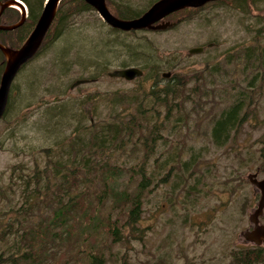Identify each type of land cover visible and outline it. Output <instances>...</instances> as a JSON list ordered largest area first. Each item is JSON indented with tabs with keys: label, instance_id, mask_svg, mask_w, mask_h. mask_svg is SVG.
I'll return each mask as SVG.
<instances>
[{
	"label": "trees",
	"instance_id": "16d2710c",
	"mask_svg": "<svg viewBox=\"0 0 264 264\" xmlns=\"http://www.w3.org/2000/svg\"><path fill=\"white\" fill-rule=\"evenodd\" d=\"M23 1L29 17L18 29L14 47L0 40L4 46L18 49L25 43L46 0ZM123 8L113 14L124 20L139 18L146 11ZM92 12L95 9L83 0H63L38 55L56 41H70L72 22ZM254 12L258 14L253 16L258 26L254 44L237 46L226 57L227 64L244 63V85L222 96L220 102L228 100L229 105L219 114H210L211 142L218 148L226 147L250 118L256 119L257 108L264 104V0L254 2V9L243 14ZM103 26L108 31L100 32L105 40L97 47L88 49L79 40L66 42L59 50L60 66L65 63L63 68L70 69L65 60L78 50L75 66L90 74L80 79L107 75L119 60V68L135 66L144 75L136 79L131 93L96 92L75 100L57 97L42 105L32 130L41 134L44 145L20 150L32 159L13 165L8 180L0 179V264H108L111 255L118 258L113 253L116 247L130 251L132 243L146 239L143 224L153 193L175 180L171 192L175 194L187 184L189 172L192 177L198 169L194 147L189 148L186 139L175 142L172 137L191 126L193 113L200 114L213 103L205 77L178 72L164 78L165 70H180V60L165 66L150 40L127 42L135 31ZM11 34L1 32L0 38ZM0 56L5 61L1 51ZM1 67L3 72L5 62ZM36 80L27 82L26 92L13 83L1 120L8 128L2 145L15 143L19 131L31 127L24 117L13 121L19 118L18 109L30 106L28 93L38 89ZM187 155L191 159L184 161ZM192 192L198 193L195 188ZM129 263L124 255L122 264ZM167 263L164 259L158 264ZM228 264H264V248L234 249Z\"/></svg>",
	"mask_w": 264,
	"mask_h": 264
},
{
	"label": "rangeland",
	"instance_id": "374dc122",
	"mask_svg": "<svg viewBox=\"0 0 264 264\" xmlns=\"http://www.w3.org/2000/svg\"><path fill=\"white\" fill-rule=\"evenodd\" d=\"M110 1L117 11H121L124 6L146 10L148 4L156 0ZM113 7L111 9L114 12L116 9ZM256 15L258 14L255 12L246 16L243 12L221 8L215 10L210 7L187 10L162 21L161 24L169 25L165 31H138L127 36L126 41L135 44L143 40L153 42L165 66L173 60H180L179 71L165 70L163 74L170 73L172 76L179 72L189 76L203 75L209 100L213 103L206 106L200 114L193 113L191 126L172 137L176 138L175 142L186 139L189 148L193 146L196 150L194 158L198 169L196 172L194 170L195 175L191 177L192 171L189 172L187 184L181 186L175 194H171L175 180L153 193L143 224L148 230L146 239L141 244L132 243L130 251L123 246L116 247L113 253L118 258L110 254L108 264H122L124 255L129 264H158L164 259L167 264H228L234 249L264 248V245L246 244L240 239V234L251 228L249 216L260 199L248 176L258 173L259 179H264V104L257 108L256 119L250 118L224 148H218L211 142L210 116L211 112L219 114L229 105L228 100L220 102L221 97L234 88L238 89V85L243 82L244 63L227 64L226 57L237 46L254 44V32L258 26L253 16ZM72 24L69 33L72 32L74 36L69 37L70 41L66 39V42L73 44L79 40L89 49L91 46H99L105 40L100 32L108 29L103 26L106 23L97 12L78 17ZM64 39L54 42L51 48L37 54L34 62L20 71L14 81L16 89L23 88L25 91L28 89L27 82L31 78L37 79L35 86L38 89L34 94L31 90L28 93L30 106L25 105L16 112L19 118L13 123L20 122L24 117L31 127L19 131L15 143L8 141L1 144L8 128L4 122H0V179L8 180L13 165L32 159L31 156L23 155L20 150L44 145L40 139L41 134L32 130V126L41 116L45 102L51 103L57 97L75 100L96 92L131 93L136 89V80L110 78L108 74L96 80L80 79L90 74L82 72L79 65L75 66L78 50L65 60L71 65L70 69L63 68L65 63L60 66L58 55L59 50L66 47ZM197 47L205 48L204 52L190 56L189 51ZM120 62L121 60L117 61L110 72L121 69L118 66ZM232 71L234 75H231ZM2 76L0 75L1 79ZM232 79L238 84L234 85ZM78 80L88 83L72 89ZM14 95L16 99L19 98L16 90ZM189 159V155L183 158L184 161ZM194 188L198 193L192 192ZM189 192L193 194L189 195ZM261 221L264 224V216Z\"/></svg>",
	"mask_w": 264,
	"mask_h": 264
},
{
	"label": "water",
	"instance_id": "95a60500",
	"mask_svg": "<svg viewBox=\"0 0 264 264\" xmlns=\"http://www.w3.org/2000/svg\"><path fill=\"white\" fill-rule=\"evenodd\" d=\"M20 0H12L7 5H4L0 11L2 12L10 5H19L22 12L24 8L19 3ZM63 0H46L44 4L43 12L37 22V25L26 42L19 49L8 48L0 44V50L5 56L6 66L5 71L0 83V121L4 117L10 98L11 87L22 70L23 66L29 63L36 57L40 51L45 38L50 31L56 16L58 14L59 7ZM88 5L93 7L100 18L109 27L120 30L122 32H138V31H165L169 25L161 24L163 20L171 16L172 14L179 12L187 8H202L206 4L216 0H160L156 2L147 12L141 17L132 20H123L114 16L106 3V0H83ZM27 17L26 14H22V19L19 24L14 26H0V31H14L22 26ZM205 48L197 47L189 51V55H200L204 52ZM144 72L139 68L118 69L108 73L110 78L124 79L126 81H133L143 77ZM164 78H170V73L163 74ZM88 81H78L72 89L87 84ZM56 99L55 101H57ZM248 180L254 187L256 194L260 195L259 202L256 205L249 216L251 228L245 230L240 234V239H243L245 243H252L256 246L264 245V224H262V217L264 216V179H259V174H250Z\"/></svg>",
	"mask_w": 264,
	"mask_h": 264
},
{
	"label": "flooded vegetation",
	"instance_id": "af4514ba",
	"mask_svg": "<svg viewBox=\"0 0 264 264\" xmlns=\"http://www.w3.org/2000/svg\"><path fill=\"white\" fill-rule=\"evenodd\" d=\"M12 0H0V11L1 9L3 8L4 5H7L9 2H11ZM23 1V0H22ZM155 1V0H154ZM160 0H156L155 2H153L152 4H148L147 8H146V11L147 12L156 2H158ZM256 1H259V0H216V1H212L208 4H206L204 7L202 8H197V9H194V8H187V9H184V10H181L179 12H176L172 15H176V14H179L180 12H185V11H189V10H202V9H205L207 7H210V8H214L215 10L216 9H223V10H227V9H230L232 11H236V12H250L251 8L252 10L254 9V2ZM24 2V1H23ZM106 3H107V6L110 10V12L113 14V10L111 9L112 6V2L110 0H106ZM26 4V3H25ZM22 4V7L24 8V12H22L21 8L17 9L14 7L15 4H10L1 14L0 16V26H14V25H17L20 23L21 19H22V14H26V17L28 19L29 17V8L27 6V4ZM114 9H116V7H113ZM124 10V8H123ZM96 11V10H95ZM114 11H117L114 10ZM122 11V10H121ZM15 12H18V14L20 15V19L18 20V14L15 13ZM97 12V11H96ZM114 15V14H113ZM171 15V16H172ZM115 16V15H114ZM169 16V17H171ZM26 19V21H27ZM25 21V23H26ZM164 21V20H163ZM24 23V24H25ZM23 24V25H24ZM22 25V26H23ZM22 26H20L19 28H21ZM17 28L16 30L14 31H0L1 32H11V36L9 37H3V38H0L1 41H5L7 42V44L11 45L12 47H14L15 43L17 42L18 38H19V35H18V29ZM146 31V30H145ZM150 31V30H148ZM152 32H158V31H152ZM49 33V32H48ZM48 35V34H47ZM47 37V36H46ZM46 39V38H45ZM0 41V44H2V42ZM26 42V41H25ZM45 42V41H44ZM44 44V43H43ZM8 47V46H6ZM10 48V47H8ZM14 49V48H12ZM19 49V48H18ZM1 51V50H0ZM2 53V51H1ZM3 54V53H2ZM4 56V54H3ZM5 58V56H4ZM5 62V66H6V59L5 61H3V59H1V56H0V73L2 72V67L1 65L4 64ZM28 64V63H27ZM3 72L1 73V76H2ZM1 122V121H0Z\"/></svg>",
	"mask_w": 264,
	"mask_h": 264
},
{
	"label": "bare ground",
	"instance_id": "6f19581e",
	"mask_svg": "<svg viewBox=\"0 0 264 264\" xmlns=\"http://www.w3.org/2000/svg\"><path fill=\"white\" fill-rule=\"evenodd\" d=\"M19 3L23 4L21 1H19ZM14 7L17 8V9L20 8L19 5H16V4L14 5Z\"/></svg>",
	"mask_w": 264,
	"mask_h": 264
}]
</instances>
